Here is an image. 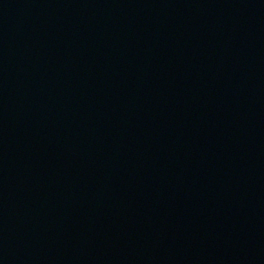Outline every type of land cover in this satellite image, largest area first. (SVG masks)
Wrapping results in <instances>:
<instances>
[{
	"label": "water",
	"instance_id": "water-1",
	"mask_svg": "<svg viewBox=\"0 0 264 264\" xmlns=\"http://www.w3.org/2000/svg\"><path fill=\"white\" fill-rule=\"evenodd\" d=\"M0 264H264V0H0Z\"/></svg>",
	"mask_w": 264,
	"mask_h": 264
}]
</instances>
